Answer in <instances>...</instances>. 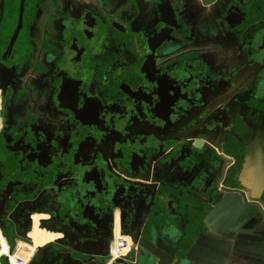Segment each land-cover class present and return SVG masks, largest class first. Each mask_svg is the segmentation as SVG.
Returning <instances> with one entry per match:
<instances>
[{
    "label": "flooded vegetation",
    "instance_id": "obj_1",
    "mask_svg": "<svg viewBox=\"0 0 264 264\" xmlns=\"http://www.w3.org/2000/svg\"><path fill=\"white\" fill-rule=\"evenodd\" d=\"M150 1L0 0V230L9 241L17 233L14 245L34 251L29 229L34 215L44 214L41 231L32 233L44 244L29 264H106L109 252L104 258L88 244L108 241L110 250L118 234L136 250L135 260L126 254L129 264H147L142 236L171 264H205L189 254L193 245L229 264H264V49L257 46L264 40V0ZM141 10L143 23L130 30ZM9 18L11 36L3 28ZM21 30L32 53L21 66L9 65ZM23 73L53 87L57 106L49 110L58 117L35 112ZM161 78L184 93L172 104L176 127L156 115ZM7 92L11 108L4 106ZM117 130L132 135L118 141ZM52 169L59 176L50 184ZM99 179L118 191L110 213L90 210V229L59 223L79 198L63 183L78 184L87 206V189ZM163 185L173 197L163 194L165 202L154 208ZM235 198L247 218L237 226L238 215L223 228L215 218ZM45 230L79 244L51 243Z\"/></svg>",
    "mask_w": 264,
    "mask_h": 264
},
{
    "label": "rangeland",
    "instance_id": "obj_2",
    "mask_svg": "<svg viewBox=\"0 0 264 264\" xmlns=\"http://www.w3.org/2000/svg\"><path fill=\"white\" fill-rule=\"evenodd\" d=\"M67 1H78V0H67ZM257 46L260 47L261 49H264V40H257ZM127 54L128 51L124 50L123 54ZM21 76L23 77V79L25 80V82H27V86L30 92H32L34 94V96L36 97V107H35V112H41V114L43 115L44 119H48V120H52L55 119L56 117L59 116L58 113L53 112L49 109V106L52 104L51 107H55L57 106L56 103L53 104L51 102V96L49 95L50 92L51 94L53 93V87H51V85H45L43 86V88H41L39 85H37V81L34 80L33 78L29 77L26 75V73L21 74ZM159 83L161 84L158 88V91L160 92V97H161V104L158 103L157 107H156V115L158 116V118H161L160 121L162 122V125L165 127H176L177 122H176V118L175 115L173 113V102L174 99L177 96H184V93L180 90V89H172V84L169 81V78H161ZM15 95V94H14ZM12 92H7L5 95V102H4V106L5 107H12ZM38 98V99H37ZM17 99H22V96H20L19 94H17ZM57 99H59V103H60V107H61V93L59 92L58 94H56L55 100L57 101ZM20 100H16L15 104L17 105L18 109H22L23 106L21 104ZM35 101V102H36ZM34 102V103H35ZM25 106V105H24ZM27 107V106H25ZM27 109V108H25ZM43 109V110H42ZM42 110V111H41ZM38 114V113H37ZM110 115H106L104 117V120L102 121V123L100 124L101 126L106 124V122H108V120L106 118H109ZM16 125H18V123H16ZM10 131V130H9ZM47 133V132H46ZM103 133L102 132H98L97 133V137L102 136ZM115 135H117L118 141H127L129 139V137L132 135V133H126V131L124 130H117ZM0 140L3 142L4 140V136H2L0 138ZM100 184H95L93 186L88 187L87 189V195L90 201V204H88L87 206H85L82 203V200L84 199L85 196V192L83 193L81 187L76 184L75 182H71V181H66L63 184H65L64 186L67 187L72 185L75 187L76 192L79 193V198L77 199V201L73 204V207H75L72 210H69L66 206L67 209L64 208V210L61 213V218L59 219L61 224L63 225H69V226H73L76 228H84V229H90L91 226L90 224H88V222L85 220V217L88 216V212L90 210H97V206H99V209H101L102 211L106 212V213H110V210L107 209L106 207H108V204L113 203V199L116 195H118V191H116V189H111L109 187V189L106 187L107 184L103 179H99ZM98 185V186H97ZM73 187V188H74ZM72 188V189H73ZM96 188L99 191L98 193L96 192ZM99 197V198H97ZM114 204V203H113ZM66 205H69V202H66ZM12 226V224H11ZM10 227V224H9ZM21 228V227H20ZM45 232H48L50 234L53 235V238L55 239H61L62 241H65L67 243H72V244H79V239L77 237H72L69 235H66V233H62V232H54V231H50V230H45ZM117 231L116 230H112V234H115ZM32 235V233H31ZM32 238V237H31ZM0 244H1V238H0ZM20 248L22 247V245L19 246ZM89 250H91L92 252L97 253L98 255L102 256L104 255V258H107L106 255L109 252V242L108 241H102V240H92L89 242L88 244ZM20 251H18L17 253H19Z\"/></svg>",
    "mask_w": 264,
    "mask_h": 264
},
{
    "label": "water",
    "instance_id": "obj_3",
    "mask_svg": "<svg viewBox=\"0 0 264 264\" xmlns=\"http://www.w3.org/2000/svg\"><path fill=\"white\" fill-rule=\"evenodd\" d=\"M126 0H118L119 4ZM137 5H140V3L144 5H152L153 2L150 0H132ZM117 2V3H118ZM146 15V13L141 10V13L139 16H137L134 19V22L130 26V30L139 27L143 23V17ZM115 26L119 27L120 29L124 30L123 26L118 24L115 21H112ZM221 202H224L221 201ZM229 203V202H228ZM226 203L225 207L223 208V211L220 214H217L216 221L218 224H222L223 228H229L233 220L239 215L237 218L236 225L240 226L242 225L246 218H247V209H244L243 213L240 215L238 211H241L243 208H240L244 204L243 201L237 202V198H235L230 204ZM223 204V203H222ZM220 207H222L220 205ZM140 245L144 248L146 252L149 253V257L147 264H152L153 260L156 259L158 264H171V256L164 251L162 248H160L158 245H156L152 240L142 236L140 239ZM193 249L189 250V254L192 253L195 258H193L198 263H205V264H229L227 261V258L221 254H218L217 252H212L210 255L212 257H209L207 251H205L204 248L199 247L197 245H193ZM219 247V246H217ZM196 248V250H195ZM220 248V247H219ZM135 252L136 250L133 249L130 252V256L132 260H135ZM127 257V256H125ZM123 257V258H125ZM127 259V258H125ZM152 259V260H151Z\"/></svg>",
    "mask_w": 264,
    "mask_h": 264
},
{
    "label": "trees",
    "instance_id": "obj_4",
    "mask_svg": "<svg viewBox=\"0 0 264 264\" xmlns=\"http://www.w3.org/2000/svg\"><path fill=\"white\" fill-rule=\"evenodd\" d=\"M6 21H5L6 24L5 25L3 24V28L6 30V32H8V36L9 35L11 36L12 33H13V29H14V27H13V25L11 23V18L7 19ZM22 31L23 30H21L19 32L18 39L16 40L15 45L13 47V56L12 57H9L7 59L9 65L21 66L22 64H24L25 62L28 61V59L30 58V55L32 53L31 52L32 49H31V47L28 48V42L26 41V37H24V35L22 34ZM5 44H7V43H5ZM59 60H61V58ZM57 171L58 170H56V169H52L50 171L51 173H53V177H51V174L49 176V182H50V184L52 182H54V180H56L58 178L59 172H57ZM35 184H36V182H35ZM43 186H44V184H38V185H36L37 189H41ZM25 188H28V187L25 186ZM171 190H172V188L170 186H167V185H163L160 188V190L158 191V194H157V196L155 198L154 208L159 207L160 203L165 202V199L163 197H161L163 194L164 195L172 196L170 194V191ZM25 193H26V191L24 192V189H23V191L22 190L21 191H18L17 192V195L21 197ZM52 214L53 213H52L51 210L48 213H46V215L48 216V218L50 220H53L54 219L53 216H52ZM43 216H44L43 213H38V214L34 215V222L32 224V228L29 229L30 230V234L33 233L35 230H38V231L40 230L39 229L40 228L39 223L42 221V217ZM12 238H14V237H11V241H12V243H14V240ZM38 239H39V241H43V237L42 236L39 237ZM49 242L54 243V238L49 239ZM5 264H7V263H5Z\"/></svg>",
    "mask_w": 264,
    "mask_h": 264
},
{
    "label": "built area",
    "instance_id": "obj_5",
    "mask_svg": "<svg viewBox=\"0 0 264 264\" xmlns=\"http://www.w3.org/2000/svg\"><path fill=\"white\" fill-rule=\"evenodd\" d=\"M16 250L17 251H4V254L8 257L10 264H28L34 251L26 246H22L21 248L18 246ZM130 250L131 245L127 236L119 234L115 235L109 250V262L128 254ZM18 251L20 252L17 254Z\"/></svg>",
    "mask_w": 264,
    "mask_h": 264
},
{
    "label": "crops",
    "instance_id": "obj_6",
    "mask_svg": "<svg viewBox=\"0 0 264 264\" xmlns=\"http://www.w3.org/2000/svg\"><path fill=\"white\" fill-rule=\"evenodd\" d=\"M73 233H77V234L82 235V236H90V234L85 233V232L82 233V232H76V231H74ZM11 235L9 236V239H11V237H14L12 239L15 241V237H17L18 234L17 233H13ZM31 237H32L31 238L32 241H34V245H36V248L34 249V251L37 249V247L39 248L41 245L44 244L43 243L44 242V239H45L44 236H42L43 237V242L42 241H39V239H38L41 236L38 237V235H35L34 234V235H31ZM0 238H1V244H0V264H5V263L10 264V262L8 260V257L4 254V252L1 253V250H3V251H17L16 249L18 248V246H17V244L14 245V243H11L10 242L11 240L9 241L8 238H7V235H5L4 233H2L1 230H0ZM67 252L68 253H71L70 251H67ZM125 256L126 255L121 256L120 258L114 259V260H112L110 262L108 261L106 264H129V261H125L126 259L123 258ZM121 258H123V259H121ZM29 263H30V261H29Z\"/></svg>",
    "mask_w": 264,
    "mask_h": 264
}]
</instances>
